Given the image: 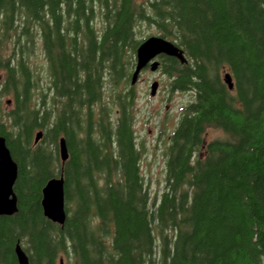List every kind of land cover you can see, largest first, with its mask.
I'll use <instances>...</instances> for the list:
<instances>
[{"label":"trees","instance_id":"16d2710c","mask_svg":"<svg viewBox=\"0 0 264 264\" xmlns=\"http://www.w3.org/2000/svg\"><path fill=\"white\" fill-rule=\"evenodd\" d=\"M141 24L183 51L186 64L162 56L169 92L193 94L152 203L130 86ZM35 34L49 102L43 92L33 99ZM225 69L233 90L220 79ZM0 72V136L17 164L18 205L0 216V264H18L17 243L29 264H264V0H0ZM209 128L226 138L205 143ZM60 137L69 156L58 171ZM61 173L62 226L40 204Z\"/></svg>","mask_w":264,"mask_h":264},{"label":"rangeland","instance_id":"374dc122","mask_svg":"<svg viewBox=\"0 0 264 264\" xmlns=\"http://www.w3.org/2000/svg\"><path fill=\"white\" fill-rule=\"evenodd\" d=\"M94 26L101 29L102 23L100 19L94 21ZM21 28L18 29V32ZM136 36L139 39H145L150 36H159V33L153 26L141 24L137 26ZM14 32L11 33L13 36ZM15 38V37H13ZM24 42V38L21 37ZM12 48V43H8L4 49L7 52ZM29 64L34 74L38 76V89L33 91V99L37 101L40 98V92L46 95V101L49 102L51 92L49 87V74L47 69V62L45 60L41 38L39 34H35L33 40V49L28 53ZM160 63L159 69L150 71L149 68L144 69L139 75L138 82L133 87L135 91V102L133 109V128L135 132L136 145L143 148V156L140 163V172L143 177V182L147 188L149 195V202L152 203L154 197L160 198L164 187L166 178V147L169 140V135L174 130L176 122L183 112L184 106L193 100V94L189 92L176 91L169 92L168 81L169 77L162 73L161 64L163 63L162 56L157 57ZM226 72V69H225ZM3 72H0L2 77ZM224 76V72L220 73V79ZM156 81L158 82V89L154 96H150L149 86ZM122 88V87H121ZM105 96H109V86H105ZM11 96L3 97L2 101L6 102ZM10 101V100H9ZM106 102L110 105L108 98ZM10 106L8 103L7 107ZM97 109V107H95ZM117 107L113 106L112 116L117 120ZM205 143L215 139H225L226 134L217 128H209L204 136ZM40 142V141H39ZM37 144L34 145H38ZM56 167L61 165L59 146H58V160ZM60 170V167L58 171ZM57 175L56 177H58ZM63 264H73L71 259L63 258Z\"/></svg>","mask_w":264,"mask_h":264},{"label":"water","instance_id":"95a60500","mask_svg":"<svg viewBox=\"0 0 264 264\" xmlns=\"http://www.w3.org/2000/svg\"><path fill=\"white\" fill-rule=\"evenodd\" d=\"M158 56L176 58L181 64H186L182 49L173 42L161 37L150 36L143 40L136 49L135 65L130 76V85L133 86L138 81L141 71L149 67L150 71H156L160 63L156 60ZM223 81L228 89L233 88L230 74L223 76ZM158 89V82L154 81L150 85V95L154 96ZM42 137V132H37L34 137L36 144ZM61 164L68 160V150L63 137L58 140ZM17 179V164L13 160L11 152L7 146L6 139L0 136V216H13L18 211L17 196L13 190ZM41 208L43 216L49 221L62 226L66 219L64 178L63 173L58 177L49 179L41 190ZM15 255L18 264H29L28 257L19 243L15 246ZM63 264V260H59Z\"/></svg>","mask_w":264,"mask_h":264}]
</instances>
